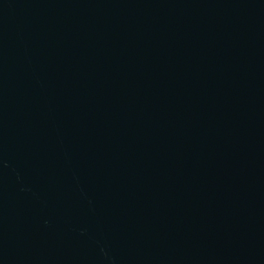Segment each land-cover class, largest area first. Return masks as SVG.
<instances>
[{
  "label": "water",
  "instance_id": "95a60500",
  "mask_svg": "<svg viewBox=\"0 0 264 264\" xmlns=\"http://www.w3.org/2000/svg\"><path fill=\"white\" fill-rule=\"evenodd\" d=\"M0 264H264V0H0Z\"/></svg>",
  "mask_w": 264,
  "mask_h": 264
}]
</instances>
